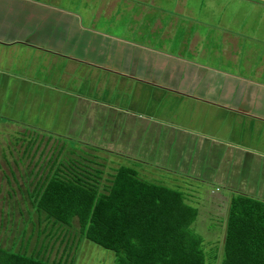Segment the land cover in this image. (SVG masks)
<instances>
[{
    "label": "crops",
    "instance_id": "obj_1",
    "mask_svg": "<svg viewBox=\"0 0 264 264\" xmlns=\"http://www.w3.org/2000/svg\"><path fill=\"white\" fill-rule=\"evenodd\" d=\"M19 51L54 67L66 143L156 171L145 181L186 198L179 185L194 180L208 211L238 193L264 201V0H0L4 72L32 80L10 68ZM70 75L79 89L94 78L96 95L68 90ZM105 85L124 101L103 99ZM152 96L174 98V118L136 107Z\"/></svg>",
    "mask_w": 264,
    "mask_h": 264
},
{
    "label": "rangeland",
    "instance_id": "obj_2",
    "mask_svg": "<svg viewBox=\"0 0 264 264\" xmlns=\"http://www.w3.org/2000/svg\"><path fill=\"white\" fill-rule=\"evenodd\" d=\"M22 53V56L11 57L10 68L15 72L13 66L32 67V80L26 81L28 77L24 71L23 80L26 82L15 76L6 77L0 61V248L67 264H114L111 251L80 235L75 219L66 226L54 223L52 219L45 218L43 212L34 210L31 190L54 172L77 174L94 184L99 193H104L111 185L117 168L124 162L115 163L87 144H68L65 137L57 135L55 131H64L63 123L67 120L56 114L64 112L65 106L70 110V106L62 103L65 98L60 99L59 90L62 89L50 86L51 82L47 81L52 78L54 67L43 66L42 58L23 51L17 54ZM48 68L53 70L51 75L46 71ZM77 76L70 75L71 79L66 84L68 90L77 92L85 89L89 93L92 86H96L94 78L86 75L80 76L82 89L76 88L71 82L76 83L74 79ZM96 90V87L91 90L92 95H96ZM100 90L103 92L101 97L110 103L123 99L118 96L117 89L108 85ZM154 98L147 99L148 104L136 98L135 105L152 110L156 115L169 113L172 118V113L181 107L176 106L174 98L163 100L162 106L157 107L155 103L162 98ZM54 100L60 104L54 105ZM135 172L144 181H156L160 177L156 171L146 168L135 169ZM179 187L190 196H183V199H191L192 207L196 209L195 220L189 228L201 237L204 264H219L228 205L219 202L215 211H208L203 193L198 190L203 189L201 184L191 180L190 184L184 182Z\"/></svg>",
    "mask_w": 264,
    "mask_h": 264
},
{
    "label": "trees",
    "instance_id": "obj_3",
    "mask_svg": "<svg viewBox=\"0 0 264 264\" xmlns=\"http://www.w3.org/2000/svg\"><path fill=\"white\" fill-rule=\"evenodd\" d=\"M32 204L54 223L113 253L114 264H204L201 237L189 227L196 209L176 189L139 179L120 166L109 188L74 173L54 172ZM219 264H264V201L233 194L224 223ZM0 264H67L0 248Z\"/></svg>",
    "mask_w": 264,
    "mask_h": 264
}]
</instances>
